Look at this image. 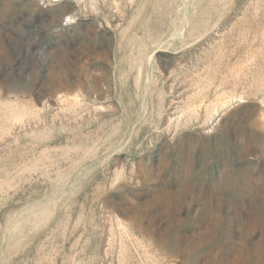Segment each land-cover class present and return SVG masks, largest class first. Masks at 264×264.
Segmentation results:
<instances>
[{
	"label": "rangeland",
	"instance_id": "rangeland-1",
	"mask_svg": "<svg viewBox=\"0 0 264 264\" xmlns=\"http://www.w3.org/2000/svg\"><path fill=\"white\" fill-rule=\"evenodd\" d=\"M0 264H264V0H0Z\"/></svg>",
	"mask_w": 264,
	"mask_h": 264
}]
</instances>
